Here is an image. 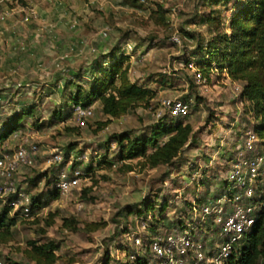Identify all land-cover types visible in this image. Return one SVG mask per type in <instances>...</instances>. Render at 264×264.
<instances>
[{
  "label": "rangeland",
  "instance_id": "obj_1",
  "mask_svg": "<svg viewBox=\"0 0 264 264\" xmlns=\"http://www.w3.org/2000/svg\"><path fill=\"white\" fill-rule=\"evenodd\" d=\"M28 4L35 5L32 16L20 9ZM232 7V0L213 6L207 0H13L0 5V16L5 14L0 20V130L8 117L19 114V139L38 149L32 166L20 169L12 181L29 198L41 194L47 202L27 216L20 211L11 240L0 244L4 264H36L27 257L29 241L54 242L55 264H126V252L136 250L130 234H144L162 218L165 223L182 218V208L193 198L212 199L227 191L222 180L227 157L259 119L240 98L239 82L216 69L197 82L195 63L201 55L197 48L226 30ZM207 17L213 23L200 22ZM111 51L127 56L130 83L149 89L153 97L117 119L104 116L94 100L90 118L79 125L65 102L75 85L88 91V68ZM186 96L189 112L182 121L192 132L170 165L148 168L139 158H116L113 137L148 135L167 115L161 101ZM60 111L68 117L56 121L52 114ZM18 144V139L6 140L0 154ZM67 148L72 151L65 158ZM55 156L61 157L59 163ZM73 163L82 172L78 185L49 198L46 177ZM88 166L91 171L84 173ZM19 208L13 206L9 215ZM138 208L143 209L139 217L130 214ZM186 217L188 222L201 216L189 212ZM214 229L205 219L201 230L212 249L220 243L215 233L211 236Z\"/></svg>",
  "mask_w": 264,
  "mask_h": 264
},
{
  "label": "trees",
  "instance_id": "obj_2",
  "mask_svg": "<svg viewBox=\"0 0 264 264\" xmlns=\"http://www.w3.org/2000/svg\"><path fill=\"white\" fill-rule=\"evenodd\" d=\"M207 1L210 6L228 2V0ZM232 2L233 7L230 11L231 15L226 30L217 33L206 47L197 48L201 55L195 63V69L200 78L204 80L207 79L210 70L216 69L223 71L231 82L241 84L240 98L246 99L252 105V111L255 117L259 119L252 131L262 137L264 136V0H232ZM213 21V17H207L201 19L200 22L213 23ZM126 59L127 56H118L115 51H111L109 55L102 57L88 68L92 78L88 91H82L79 89V85H75V92L69 93V99L66 100L64 106L70 107L72 110L75 106L88 108L96 100L100 103L101 112L104 116L117 119L138 106L148 104L153 97V92L130 83L128 69L124 66ZM187 98L186 96L178 100L187 105L188 114ZM61 112L53 113L52 118L60 121L64 119V116L68 117ZM29 113L32 111L29 110ZM166 116L163 115L159 118V122L151 128L148 135L130 137V135L124 134L113 137L112 139L118 147L116 158L121 162L139 158L148 168L170 165L189 140L192 131L191 126L182 121L185 116L176 118ZM21 121L19 114L6 119L3 128L0 130V144L12 138L13 134L22 127ZM159 139L162 141L158 142ZM70 151L72 148H67L65 158L69 156ZM1 155L2 153L0 157ZM79 165V163H73L71 168L74 169ZM62 167L63 165H60L45 179L50 186L46 195L51 199H56L59 195L55 183L56 174ZM90 171L91 167L88 166L84 173ZM52 181L53 187H51ZM221 193L222 191L209 200H215ZM41 197V194L30 196V213L47 203ZM193 199L197 205L208 201L206 198ZM186 204L180 213L182 218L172 221L167 218L166 223L163 222L162 218L161 221L157 220L150 223L146 233L138 234L142 240L141 247L146 250L148 237L151 235L161 234L171 229H183L184 222L188 218L186 216L193 205L191 201ZM163 205L161 202L156 209L159 214ZM11 209L12 207L8 205H3L0 209V244L11 240L12 226L15 225L17 216L22 210L19 208L12 215H9ZM142 210L138 208L130 211V214L139 217ZM157 223H160V227L163 226V228L160 229ZM199 233L202 238L206 237V234ZM29 245L30 248L27 251L29 259L36 264H55L57 258L55 250L58 246L54 242L47 241L37 244L35 241H29ZM236 249V252L230 255L225 264H264V220L262 216L255 220L250 231L241 239ZM134 252L135 250L132 248L130 253L126 252L128 258L126 264H145L146 259L151 260L149 252L142 256L136 255L130 259V254ZM103 264H108L107 260ZM152 264H156V262L152 261Z\"/></svg>",
  "mask_w": 264,
  "mask_h": 264
},
{
  "label": "built area",
  "instance_id": "obj_3",
  "mask_svg": "<svg viewBox=\"0 0 264 264\" xmlns=\"http://www.w3.org/2000/svg\"><path fill=\"white\" fill-rule=\"evenodd\" d=\"M13 0H0V5L11 3ZM5 19V14L0 20ZM27 21V18L24 19ZM197 82L201 80L196 75ZM162 110L169 117H184L187 115V105L180 100H163L160 103ZM74 114L79 125L89 119L92 112L90 107L75 106ZM161 112L156 113L160 117ZM14 133L12 139H18V145L0 157V200L10 207L20 205L21 215L30 214V198L19 190L12 181V177L20 169L30 167L34 163L37 147L28 145L27 140H20ZM21 141V142H20ZM230 156V157H229ZM226 171L223 173V183L227 191L222 192L215 200L202 204H195L194 199L189 212L199 213L200 218L184 222V228L155 234L148 237L146 252L151 254V260L145 264H225L255 220L262 216L264 220V136L259 137L254 131H246L242 140L234 146L227 157ZM54 162H60L61 157L55 156ZM82 172L78 168L61 169L56 176L55 187L59 193H65L78 185ZM230 205V209L226 207ZM11 209V211H12ZM209 220L215 226V233L219 245L210 248L206 245L209 238H202L199 232L204 221ZM214 235V236H215ZM130 244L136 250L130 254L142 256V244L138 234H130ZM0 264H4L0 259Z\"/></svg>",
  "mask_w": 264,
  "mask_h": 264
},
{
  "label": "crops",
  "instance_id": "obj_4",
  "mask_svg": "<svg viewBox=\"0 0 264 264\" xmlns=\"http://www.w3.org/2000/svg\"><path fill=\"white\" fill-rule=\"evenodd\" d=\"M30 7L28 8V7H25V8H23V6H20V7H22V8H20L21 10H25V11H27V9H28V12H29V15L30 16H32L33 15V12H35V5L33 4H28ZM59 13V11L57 10V11H55V13L53 12V14H56V13Z\"/></svg>",
  "mask_w": 264,
  "mask_h": 264
}]
</instances>
